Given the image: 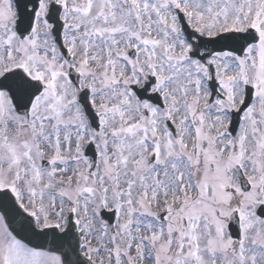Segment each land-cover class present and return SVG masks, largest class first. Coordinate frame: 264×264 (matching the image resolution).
<instances>
[{
    "label": "snow or ice",
    "instance_id": "obj_1",
    "mask_svg": "<svg viewBox=\"0 0 264 264\" xmlns=\"http://www.w3.org/2000/svg\"><path fill=\"white\" fill-rule=\"evenodd\" d=\"M0 264H264V0H0Z\"/></svg>",
    "mask_w": 264,
    "mask_h": 264
}]
</instances>
